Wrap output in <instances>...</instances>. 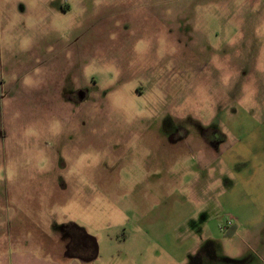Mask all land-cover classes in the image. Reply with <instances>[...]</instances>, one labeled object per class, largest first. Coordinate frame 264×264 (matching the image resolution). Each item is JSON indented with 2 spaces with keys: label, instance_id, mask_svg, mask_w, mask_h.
I'll return each instance as SVG.
<instances>
[{
  "label": "rangeland",
  "instance_id": "obj_1",
  "mask_svg": "<svg viewBox=\"0 0 264 264\" xmlns=\"http://www.w3.org/2000/svg\"><path fill=\"white\" fill-rule=\"evenodd\" d=\"M0 264H264V0H0Z\"/></svg>",
  "mask_w": 264,
  "mask_h": 264
},
{
  "label": "flooded vegetation",
  "instance_id": "obj_2",
  "mask_svg": "<svg viewBox=\"0 0 264 264\" xmlns=\"http://www.w3.org/2000/svg\"><path fill=\"white\" fill-rule=\"evenodd\" d=\"M204 141H210L213 143H218V139L222 140V136L217 134V132H211L210 135L206 132L202 135ZM174 136H172L173 140ZM67 236L62 238L61 244L64 245V250L68 256H78L92 258L96 254V244L95 241L86 236L81 231L76 228H67ZM211 249L205 250L206 254H209ZM204 252V253H205ZM199 257V256H198ZM199 260V258H197Z\"/></svg>",
  "mask_w": 264,
  "mask_h": 264
}]
</instances>
